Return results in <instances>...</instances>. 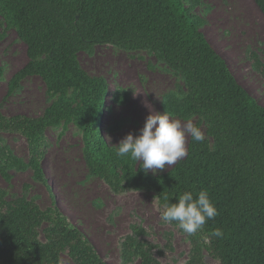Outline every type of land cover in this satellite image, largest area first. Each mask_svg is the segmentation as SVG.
Wrapping results in <instances>:
<instances>
[{"label":"trees","instance_id":"obj_1","mask_svg":"<svg viewBox=\"0 0 264 264\" xmlns=\"http://www.w3.org/2000/svg\"><path fill=\"white\" fill-rule=\"evenodd\" d=\"M253 2L264 16V0ZM202 23L183 0H0V27L15 31L27 57L9 80L7 95L31 76L59 95L38 118L0 112V134L27 141L28 165L46 185L41 167L45 130L71 121L84 130L90 173L109 176L115 192H152L158 202L167 197L175 203L184 191L208 190L219 214L192 235L185 264H204L203 252L220 264H264V107L211 48L200 32ZM103 45L148 52L179 74L186 95L174 100L169 112L200 117L211 142L189 136L188 155L160 175L118 156L101 137L106 84L88 76L78 62L79 53ZM254 63L264 80V62L255 57ZM126 100L116 98L119 104ZM0 159L5 180L6 168L27 167L6 149ZM25 193L8 202L0 191V264H63L62 254L73 264H107L58 208L43 211ZM216 228H222V237L211 235ZM146 235L137 224L129 227L120 242L121 264H161Z\"/></svg>","mask_w":264,"mask_h":264},{"label":"rangeland","instance_id":"obj_2","mask_svg":"<svg viewBox=\"0 0 264 264\" xmlns=\"http://www.w3.org/2000/svg\"><path fill=\"white\" fill-rule=\"evenodd\" d=\"M183 2L192 15L200 17L203 22L200 32L225 61L238 84L264 107V80L254 63L255 57L264 62V16L253 0ZM4 28V25L0 27V112L6 117L38 118L59 95L48 92L42 79L36 76L23 79L19 87L7 95L9 80L26 64L27 57L25 44L17 38L15 31ZM78 62L88 76L102 78L106 84V110L100 127L101 137L110 148H117L130 132L138 135L146 117L164 111L182 122L190 119L201 127L204 140L211 142L206 134V124L200 117L181 118L169 112L174 100H181L186 95L184 81L154 55L103 45L96 46L90 53H79ZM72 92L73 89H69L68 95ZM122 96L127 100L119 104L116 98ZM79 104L77 100L74 106ZM188 139L189 136L187 143ZM27 146V141L20 135L0 134V150H9L27 166L20 170L6 168L7 180L0 173V191L6 201L22 197L26 192V198L33 200L41 210L58 208L107 264H121L120 242L133 224L144 228L145 239L154 246L152 256L161 264L187 262L192 235L160 220L154 193H118L113 190L115 182L109 176L90 173L84 159L83 129L66 121L45 130L41 167L46 185L36 178L28 165ZM138 163L141 166L142 161ZM175 164L147 173L164 174ZM0 167H4L1 159ZM203 257L204 264H220L206 252ZM61 260L63 264H73L65 254L61 255Z\"/></svg>","mask_w":264,"mask_h":264},{"label":"clouds","instance_id":"obj_3","mask_svg":"<svg viewBox=\"0 0 264 264\" xmlns=\"http://www.w3.org/2000/svg\"><path fill=\"white\" fill-rule=\"evenodd\" d=\"M188 136L196 142L205 139L201 127L190 119L182 122L171 117L167 111L152 113L146 117L138 135L130 132L119 142L117 155L142 161L140 168L145 173L149 170L155 173L188 155ZM175 200L172 203L165 197L162 202H157L160 220L165 224H174L189 236L202 230L208 220L215 219L219 214L206 189L184 191ZM211 235L219 238L224 233L222 228H216Z\"/></svg>","mask_w":264,"mask_h":264},{"label":"bare ground","instance_id":"obj_4","mask_svg":"<svg viewBox=\"0 0 264 264\" xmlns=\"http://www.w3.org/2000/svg\"><path fill=\"white\" fill-rule=\"evenodd\" d=\"M246 7V6H245ZM243 8V7H242ZM247 9V8H246ZM247 12H249V11H247ZM247 12H246V14H247ZM250 13V12H249ZM251 14V13H250ZM251 16V15H250Z\"/></svg>","mask_w":264,"mask_h":264}]
</instances>
